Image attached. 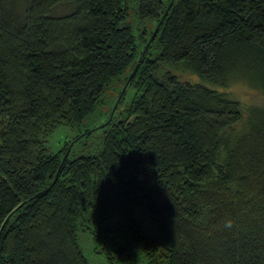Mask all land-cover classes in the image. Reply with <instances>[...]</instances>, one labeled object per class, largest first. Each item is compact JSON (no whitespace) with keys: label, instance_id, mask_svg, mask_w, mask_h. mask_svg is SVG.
I'll list each match as a JSON object with an SVG mask.
<instances>
[{"label":"trees","instance_id":"1","mask_svg":"<svg viewBox=\"0 0 264 264\" xmlns=\"http://www.w3.org/2000/svg\"><path fill=\"white\" fill-rule=\"evenodd\" d=\"M84 230L108 264H264V0H0V264H90Z\"/></svg>","mask_w":264,"mask_h":264},{"label":"rangeland","instance_id":"2","mask_svg":"<svg viewBox=\"0 0 264 264\" xmlns=\"http://www.w3.org/2000/svg\"><path fill=\"white\" fill-rule=\"evenodd\" d=\"M149 24H147V27ZM183 78L196 82L198 79L194 75L185 74ZM217 90L228 93L231 97L239 100L244 106L249 104H259L261 97L256 90L247 86L242 80L236 78L227 79L224 86H212ZM115 92H106L107 105L102 107V111H107L108 106L112 103ZM75 134V130L65 126L57 127L48 137L47 144L51 150H55L63 140L71 138ZM76 243L83 257L90 264H108L104 259L102 252L98 251L99 242L91 236L88 231H78L76 233ZM116 264H128L125 261H117ZM131 264H145L144 258L140 254L135 256Z\"/></svg>","mask_w":264,"mask_h":264},{"label":"clouds","instance_id":"3","mask_svg":"<svg viewBox=\"0 0 264 264\" xmlns=\"http://www.w3.org/2000/svg\"><path fill=\"white\" fill-rule=\"evenodd\" d=\"M231 226V222L229 221L227 224H226V227H230Z\"/></svg>","mask_w":264,"mask_h":264},{"label":"water","instance_id":"4","mask_svg":"<svg viewBox=\"0 0 264 264\" xmlns=\"http://www.w3.org/2000/svg\"><path fill=\"white\" fill-rule=\"evenodd\" d=\"M113 108L115 107V103L113 104V106H112Z\"/></svg>","mask_w":264,"mask_h":264}]
</instances>
